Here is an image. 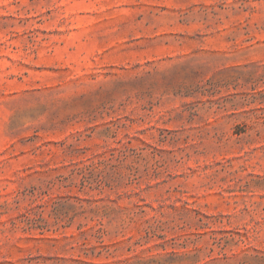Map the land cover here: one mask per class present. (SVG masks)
<instances>
[{"label":"rangeland","instance_id":"1","mask_svg":"<svg viewBox=\"0 0 264 264\" xmlns=\"http://www.w3.org/2000/svg\"><path fill=\"white\" fill-rule=\"evenodd\" d=\"M0 264H264V0H0Z\"/></svg>","mask_w":264,"mask_h":264}]
</instances>
